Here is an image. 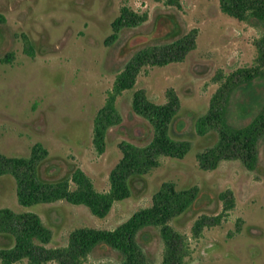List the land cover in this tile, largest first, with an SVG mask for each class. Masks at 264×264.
<instances>
[{
    "label": "rangeland",
    "instance_id": "rangeland-1",
    "mask_svg": "<svg viewBox=\"0 0 264 264\" xmlns=\"http://www.w3.org/2000/svg\"><path fill=\"white\" fill-rule=\"evenodd\" d=\"M0 0V154L28 158L34 145L47 150L39 174L47 181L69 177L80 168L98 192L109 188L108 177L121 159V143L141 148L152 139L150 123L133 113V93L144 90L155 104L166 102L173 90L180 108L172 138L190 143L183 159L159 157L157 167L141 178H132V196L115 203L104 219L83 206L64 201L21 207L14 179L0 177V209L33 212L51 230L47 248L64 247L78 228L112 231L136 211L151 205L163 183L177 189L197 187V202L170 225L187 238L185 264H264V138L258 143V163L249 171L240 161H223L214 171H202L196 154L211 147L214 133L199 136L195 121L204 115L219 84L214 76L251 67L256 57L254 41L260 32L220 11V0ZM126 6L147 20L123 30L115 41L111 24ZM168 17L173 35L151 40V46L169 43L197 29L196 48L182 63L141 69L133 89L115 102L121 123L105 137V151L98 155L92 144L93 120L104 105L116 75L146 44L130 46L139 36H150L159 17ZM32 54H27V43ZM6 57L10 62L6 63ZM231 105L229 120L244 122L250 113ZM229 192L234 207L219 226L204 228L197 239L191 228L202 216L222 212L219 194ZM237 227L239 230H237ZM137 241L153 264H159L163 243L156 228L140 232ZM8 240L0 235V247ZM121 255L107 246L97 247L84 264H118ZM19 264H26L23 261ZM47 264H56L50 262Z\"/></svg>",
    "mask_w": 264,
    "mask_h": 264
},
{
    "label": "trees",
    "instance_id": "trees-1",
    "mask_svg": "<svg viewBox=\"0 0 264 264\" xmlns=\"http://www.w3.org/2000/svg\"><path fill=\"white\" fill-rule=\"evenodd\" d=\"M168 5L179 8L177 0H169ZM220 11L238 22L252 25L260 32L254 41L256 57L251 67L239 68L223 75L214 76L218 88L211 96L207 112L195 121L199 136L214 133L215 143L196 154L198 167L202 171H214L223 161H240L247 170L254 171L258 163V143L264 138V0H220ZM3 18L0 17V21ZM147 20V15H139L126 6L111 24L112 34L105 41H115L123 30L139 26ZM175 23L162 16L157 20L150 36H139L130 46L146 44L138 50L116 75L111 91L104 105L93 120L92 144L95 152L105 151L107 131L121 123L116 109V99L125 91L133 89L136 78L143 67H164L182 63L195 50L197 29L169 43L151 46L148 41L160 40L174 34ZM27 54H32L27 43ZM6 63L10 58L6 57ZM250 117L244 122L229 120L233 104ZM131 108L134 114L146 119L153 129L151 141L138 148L121 143L122 157L111 170L106 192L95 190L91 179L75 168L69 177L44 180L39 174L40 164L48 152L41 145H34L28 158L6 157L0 154V177L9 175L15 181L16 198L21 207L54 204L64 201L73 206H83L96 218L104 219L113 205L132 196L130 180L141 178L157 167L159 157L183 159L190 150V143L172 138L173 122L180 103L173 90L166 91V102L162 105L148 99L144 90L133 93ZM197 187L177 189L174 183H163L151 198V205L133 213L128 220L112 231L93 228H78L69 236L66 246L47 248L52 240L51 230L33 213H15L10 209H0V235L8 243L0 247V264H84L88 256L99 246L118 252L122 261L118 264H153L137 241L140 232L156 228L163 243V255L159 264H185L189 255L187 238L177 232L170 223L186 213L198 200ZM222 212L215 217L202 215L192 225V238L197 239L204 228L219 226L234 201L230 193L219 194ZM237 230L239 228L237 227Z\"/></svg>",
    "mask_w": 264,
    "mask_h": 264
}]
</instances>
